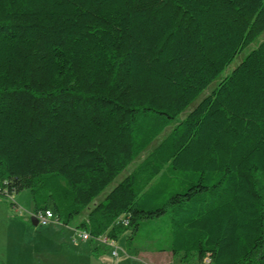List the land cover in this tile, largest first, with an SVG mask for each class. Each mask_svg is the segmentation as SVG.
I'll return each instance as SVG.
<instances>
[{"label": "trees", "instance_id": "trees-1", "mask_svg": "<svg viewBox=\"0 0 264 264\" xmlns=\"http://www.w3.org/2000/svg\"><path fill=\"white\" fill-rule=\"evenodd\" d=\"M262 34L264 0H0V194L129 253L264 264V39L178 120Z\"/></svg>", "mask_w": 264, "mask_h": 264}, {"label": "rangeland", "instance_id": "rangeland-1", "mask_svg": "<svg viewBox=\"0 0 264 264\" xmlns=\"http://www.w3.org/2000/svg\"><path fill=\"white\" fill-rule=\"evenodd\" d=\"M264 39V34L254 40L248 47H246L241 53H239L234 61L224 70V72L214 81L204 92L184 111L178 120H181L187 116V114L213 89H215L219 81L231 73V71ZM161 135L156 144L165 137V134ZM143 158V157H142ZM139 161L133 163L128 169L120 173L113 183L96 198L88 208L93 207L96 203L102 201L106 195L130 172L132 171ZM33 202L29 190H23L19 193H15L13 196L0 194V258L5 264H79L77 255L75 253V247L80 242H86V248L92 245H101L100 259L104 264H154L151 259L137 258L136 256L142 252H154L146 249H134V252L129 253L125 246V236L118 240L115 246H111L107 243L98 242L96 240H81L77 239V243H71V239L75 237L70 227L74 228L79 224L81 219L85 216H79L70 223V227L65 228L62 224L53 222L48 226H42L40 224L35 225L33 223L32 213ZM35 217V216H34ZM59 235L67 248L64 251H56L55 244L49 242L47 239L53 235ZM89 241V242H88ZM84 247V248H85ZM118 247V248H117ZM60 249V248H58ZM118 250V257L112 255V251ZM70 252H69V251ZM66 251V252H65ZM135 251L139 252L138 254ZM160 253V252H159ZM153 253V254H159ZM163 256L169 255V253L163 252ZM160 256V254H159ZM160 256L158 258V264H168L167 258ZM197 258H192L189 264H196ZM171 264H183L181 259H177Z\"/></svg>", "mask_w": 264, "mask_h": 264}, {"label": "crops", "instance_id": "crops-1", "mask_svg": "<svg viewBox=\"0 0 264 264\" xmlns=\"http://www.w3.org/2000/svg\"><path fill=\"white\" fill-rule=\"evenodd\" d=\"M85 218H86V216H84L80 221L84 220ZM63 226L65 228H68L69 229L70 224L69 225H63ZM77 229H78V224L74 228H71L70 227V229H69L70 231H72L73 235H75V237L71 239V243H77L76 242L77 239H78V237L76 235ZM47 240L49 242L55 244L54 247H55L56 251H59V252L62 251L63 252L64 251V248L67 250V248H66V246L64 244L63 239L58 234L57 235L55 234L52 237H49ZM98 242L105 243L103 241H98ZM116 242L118 243V241H116ZM85 243L86 242H83V241L80 242L79 244H77V247H75V252H71V253H75L77 255V259L79 261V264H104L103 261L100 259L101 250L99 249V247L101 245L96 244V245L90 246L89 248H86L85 246H83V245H85ZM58 248H60V249H58ZM153 253L154 252H142V253H139V255H137L136 257L137 258H144V259H147V260L148 259H151V262H153L154 264H158L159 263L158 262V258H162L160 256H163L162 255L163 252H160V253L159 252H155V253H159L160 256H159V254H153ZM166 253H169V255H166V256H163V257H166L167 258L166 260H167L168 264L174 263L177 259H181V256H174L171 252H166ZM113 256L118 257V254L117 255H113ZM77 264H78V262H77ZM160 264H162V263H160Z\"/></svg>", "mask_w": 264, "mask_h": 264}, {"label": "built area", "instance_id": "built-area-1", "mask_svg": "<svg viewBox=\"0 0 264 264\" xmlns=\"http://www.w3.org/2000/svg\"><path fill=\"white\" fill-rule=\"evenodd\" d=\"M34 216L38 220V224H40L42 226H48V225H50L53 222L61 223L59 221L57 215L55 214V212L53 210H51V209H46V210L39 211L37 214H34ZM76 235L81 240H90L92 238L88 231L81 230V229H77ZM96 240L97 241H103V242H105L107 244L109 243L111 246H115V247H116V243H117L115 240H110L106 236H102L100 238H97ZM112 254L113 255H117L118 254V250L117 249L113 250ZM183 264H189V263H183ZM204 264H208V257L205 258Z\"/></svg>", "mask_w": 264, "mask_h": 264}, {"label": "water", "instance_id": "water-1", "mask_svg": "<svg viewBox=\"0 0 264 264\" xmlns=\"http://www.w3.org/2000/svg\"><path fill=\"white\" fill-rule=\"evenodd\" d=\"M32 220H33V223H34L35 225L38 224V220L36 219V217L33 216V219H32Z\"/></svg>", "mask_w": 264, "mask_h": 264}]
</instances>
